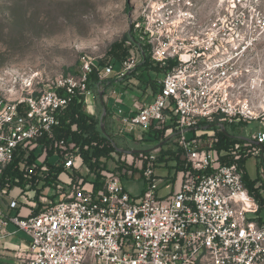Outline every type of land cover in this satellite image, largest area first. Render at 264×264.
<instances>
[{"label": "built area", "instance_id": "obj_1", "mask_svg": "<svg viewBox=\"0 0 264 264\" xmlns=\"http://www.w3.org/2000/svg\"><path fill=\"white\" fill-rule=\"evenodd\" d=\"M245 1L222 0L208 22L202 21L199 0L147 1L134 30L148 45L154 64L167 70L150 99H135L129 110L117 108L114 120L121 124V135L138 129L139 140L148 145L154 140L147 132L171 123L168 132L176 130L183 167H173L166 178L151 165L145 168L140 198L117 176L105 178L99 190L93 182L69 179V191L60 190L57 200L47 198L38 213L21 193L9 198L8 183L0 185V240L17 231L29 238L27 248L12 250L9 264H264L260 203L240 165L242 155L264 157V130L253 131L250 140L229 150L215 147L214 131L210 144L199 143L215 123L264 125V105L255 104L242 89L250 72L249 49L262 27ZM138 61L134 55L123 60L116 76L123 79ZM94 67L102 80L114 72L113 64L99 68L86 58L78 74L44 79L38 72L23 73L12 89H3L0 178L19 152L27 158L42 146L41 139L56 138L59 114L75 96H84L92 108L88 79ZM188 131L194 134L188 136ZM73 147L64 139L56 141V159L50 156L47 162L66 169L84 162ZM139 155L157 161V155ZM42 162L39 158L27 165L25 177L36 176L38 167L47 173L49 165ZM166 181L170 190L161 196ZM24 206L30 210L26 215L20 211ZM11 223L17 230L7 231Z\"/></svg>", "mask_w": 264, "mask_h": 264}, {"label": "rangeland", "instance_id": "obj_2", "mask_svg": "<svg viewBox=\"0 0 264 264\" xmlns=\"http://www.w3.org/2000/svg\"><path fill=\"white\" fill-rule=\"evenodd\" d=\"M147 1L149 0H0V93L3 89H12L13 85L20 81V75L23 73L38 72L44 79L55 78L61 74H74L75 71L77 73L81 70L86 58H90L95 64L101 62L105 66L112 64V58L116 52L125 49L129 52L122 56L121 61L131 55L140 61L139 50L127 40L126 36L127 33L134 31V23ZM221 1L199 0L203 22H208L215 17L220 10ZM245 2L247 7L254 9L255 15L261 18L262 27L257 30L260 32L259 39L249 49L250 72L246 79L247 84L242 89H245L254 99L255 104L264 105V0H246ZM119 69L120 66L117 64L114 72L107 77L114 78V81L102 88L106 92L104 100L109 110H115L123 103L130 105L135 99H147L146 95L152 92L153 86L159 84L164 76V74H156L152 69L140 68L123 80L116 76ZM89 98L93 106L92 111L101 119L103 106L99 99V90L92 92ZM86 108L91 113V109ZM103 124L108 134H114L116 144L125 149L148 150L144 151L148 157L154 154L158 159L162 147L153 148L172 135L175 136L163 147L167 150L178 148L176 132L165 131L163 134L165 138L162 136L148 145L139 140L141 132L138 129L131 134L121 135L119 133L121 124L114 120L113 112L111 114L107 112ZM263 128L264 125L259 121H253L239 127L235 133L239 137L247 138L253 131L264 130ZM207 131L210 133L206 135L202 133L199 143L206 145L212 142L213 129H207ZM193 134V131L187 132L188 136ZM51 140V146H55V142L59 139ZM68 153V151L65 152V154ZM178 153L179 151L176 154ZM113 157L105 162H97L98 167H95L94 171L84 162H77L75 167L66 169L60 174L58 182L52 178L54 172L50 174V166L47 173L38 167V174L28 177L24 188L11 186V182H7L9 198L21 193V198L32 204L35 203L36 208L41 202L40 210H42L47 198L57 200L61 195L60 190L69 191L71 185L65 181L72 179L74 184L85 185L94 182L97 171L103 176L100 179L102 183L109 176H117L121 178V183L131 195L140 198L146 186V179L141 176L145 168L151 165L157 176L166 178L173 173V167L180 164L173 160L150 162L149 159L142 158L139 153L129 156L114 152ZM244 158H247L245 168L251 178L258 174L264 175V157L242 155L240 159ZM55 159L54 156L50 158L51 161ZM181 164L184 163L181 162ZM167 183L168 181L163 183L158 191L161 196L170 190V186L165 185ZM60 186H64V189ZM9 198H6L7 202ZM6 229L12 232L17 230V227L11 223ZM23 234L25 235L24 232L17 231L15 234L2 238L0 242L2 245L8 243L12 248L13 241L20 240Z\"/></svg>", "mask_w": 264, "mask_h": 264}, {"label": "trees", "instance_id": "obj_3", "mask_svg": "<svg viewBox=\"0 0 264 264\" xmlns=\"http://www.w3.org/2000/svg\"><path fill=\"white\" fill-rule=\"evenodd\" d=\"M127 40L131 42L133 46H135L140 52V61L137 65L136 69L143 68L145 70H154L156 74H164L167 70V67L156 65L151 60V55L149 51L148 45L142 40L140 35L135 32V30L127 33ZM140 43V45H139ZM129 52V50L125 49L121 52H116L113 55L112 64L114 67L118 64L121 66V58L124 54ZM143 53L145 57H143ZM99 68L103 67V63L99 62L97 64ZM135 69V70H136ZM73 70V69H71ZM133 70L130 74L126 75L124 79L128 76L133 75L135 73ZM80 72V71H79ZM79 72L74 74H78ZM151 79V78H150ZM114 78L100 79L98 70L94 67L93 71L89 75L88 79V88L95 92L102 88H105L107 85L112 83ZM158 84L153 86L151 93L157 91ZM106 92H104V95ZM85 97L81 95L75 96L72 101L62 110L59 114V124L55 127V137L56 139H64L68 145L74 144L73 149H78V153L81 155L85 164H87L93 171L95 167H98L97 162H105L107 159H112L114 152H119L117 148L114 146V134H109L112 139H109L105 136L102 131L100 125V117L98 114H91L87 111L86 108ZM108 114L111 113L109 108L107 109ZM105 120V118H104ZM214 127L211 128L214 131V136L218 138V142L215 144V147L218 150H229L236 143L243 141L241 137L236 134L235 130L241 127L242 123L228 124L224 122L225 128L229 134H226L220 126L217 124H213ZM174 127L171 123L166 124L161 129H154L147 132L153 140L160 139L163 134L168 132V129ZM232 130V131H231ZM174 129L173 132L175 133ZM107 133H109L107 131ZM207 131H204L202 135H206ZM162 138H165L163 136ZM51 139H47L46 137L41 140L42 146L34 152H31L27 158H24V153L20 154V152L15 156L13 163L7 167L4 171L3 175L0 178V185L5 186V183L11 182V186H22L24 188L28 179L25 177V168L30 163L38 160L39 158L43 159L44 163H47L50 166L51 173L54 172V176L52 178L58 182L60 181V174L66 170L63 165H57L56 162H47L50 156L55 155L56 149L54 146H51ZM115 142V141H114ZM117 146L124 148L117 144ZM178 150L176 149H164L162 147V152L160 153L157 162H168L169 160H177L180 164L177 165V168H182L183 165L181 162H184L180 159V155L176 154ZM177 155V156H176ZM227 161H231L230 158L226 159ZM247 158L240 160V165L245 168V162ZM42 162V163H43ZM97 178L94 180L93 185L95 190H99L103 187V183L101 182V177H103L98 171ZM244 181L248 186L249 190L252 194L257 198L260 203V212H259V223L264 224V175H257L254 178H251L246 171L244 175ZM53 199V198H52ZM41 202L39 203V207L36 208L35 213L40 211Z\"/></svg>", "mask_w": 264, "mask_h": 264}, {"label": "crops", "instance_id": "obj_4", "mask_svg": "<svg viewBox=\"0 0 264 264\" xmlns=\"http://www.w3.org/2000/svg\"><path fill=\"white\" fill-rule=\"evenodd\" d=\"M146 97H148L149 99L151 98L149 96V94L146 95ZM131 106H132V104L125 105L123 103L121 106L118 105L117 108L121 107L123 109L129 110L131 108ZM117 108H115V110L111 109L110 110L111 113L112 112L114 113ZM91 109H93V106H92ZM20 211H21L22 215H26V214L29 213L30 210H29V208L27 206L26 207L24 206V208H22ZM13 242H14V244L12 245L13 246L12 248H10L11 245H8V243H7V245H5V244L2 245V242H0V264H9V262L11 261V256L10 255L13 252L12 250H14L15 248H21V249L27 248L28 243H29V238L25 237V235L23 234V236L20 237V240H14Z\"/></svg>", "mask_w": 264, "mask_h": 264}, {"label": "water", "instance_id": "obj_5", "mask_svg": "<svg viewBox=\"0 0 264 264\" xmlns=\"http://www.w3.org/2000/svg\"><path fill=\"white\" fill-rule=\"evenodd\" d=\"M140 45V43H139ZM143 57H145V54L143 53ZM104 92L105 90L104 89H101L99 90V99H100V102L103 106V112H102V116H101V128H102V131L103 133L105 134L106 137H108L109 139H112L111 136L105 131L104 129V118L107 114V107H106V104H105V100H104ZM217 126H220L222 128V130L226 133V134H229L225 128V125L224 123H218ZM214 125H209L207 126V129H211L213 128ZM175 135H172L171 137L167 138L165 141L161 142L160 144H158L155 148L153 149H156V148H161L164 146V144H166L171 138H173ZM242 139H246V140H250L249 138H246V137H241ZM258 144V142H256ZM113 144L114 146L117 148V150L121 153H126V154H135V153H140L142 152L143 150H139V149H125V148H121L119 146H117V144L113 141ZM144 151H148V150H144Z\"/></svg>", "mask_w": 264, "mask_h": 264}]
</instances>
